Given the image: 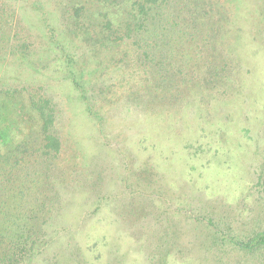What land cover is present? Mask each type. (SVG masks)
<instances>
[{
    "label": "rangeland",
    "instance_id": "1",
    "mask_svg": "<svg viewBox=\"0 0 264 264\" xmlns=\"http://www.w3.org/2000/svg\"><path fill=\"white\" fill-rule=\"evenodd\" d=\"M122 3L0 0V175L26 193L1 234L39 240L17 264H264L230 242L264 234V0Z\"/></svg>",
    "mask_w": 264,
    "mask_h": 264
},
{
    "label": "trees",
    "instance_id": "2",
    "mask_svg": "<svg viewBox=\"0 0 264 264\" xmlns=\"http://www.w3.org/2000/svg\"><path fill=\"white\" fill-rule=\"evenodd\" d=\"M105 1L109 4H113L115 2L116 4H123V3L124 5L126 4L125 1L122 3V0L121 2H118L116 0L113 1L105 0ZM128 1H130L129 6H131L132 9L135 10L138 9L137 10L138 14L143 13L145 14V16H151L152 18H155V16L159 14L158 8L160 4L158 3V0H128ZM168 12L169 15L171 16V22L168 24L171 25L173 21H175L177 15H175V13L172 11H168ZM0 17H1L0 18L1 21L2 20L1 12H0ZM176 23L177 25H182V23L181 24L178 22ZM168 24L166 23L165 26H169ZM1 28L2 26L0 25V38H2L1 34H3ZM154 28L152 27L151 29H148V27L144 25L143 17L139 16L138 18H136V22L132 23L131 32L133 33V38L136 39L137 41H147L146 39H148L149 36L156 37V32ZM146 33L147 36L145 38ZM6 38H8V36H6ZM40 108H42V106L38 105L37 109ZM40 111L43 113L42 109H40ZM42 130L44 131L45 135H44V143L40 148L42 149V153H43V154L41 153V155L52 154V153L56 154L59 149L58 138L52 133L48 132V124H43ZM2 159L5 160V154L0 149V167L2 166ZM5 174L6 177L4 178L5 179L4 184H2L3 183V181H1L2 176L0 175V214H2L5 222L4 227L0 225V237H3L2 239H0V264H17V262L23 257L22 251L24 250L33 251L34 247L39 243L38 242L39 240L38 238L32 239L31 236H26L25 238L17 236L18 238L17 237L15 238H17L18 240L14 241L9 237L18 235L16 232H13L11 236H9L6 233L5 235L1 234L2 231L11 232L10 230H12L14 227L17 230L21 228V225L15 220H17L16 218L20 213V209H23V205H22L24 200L23 198L24 195L26 194L23 189L25 181H23L19 177L14 176L12 169L5 171ZM1 190L3 191L2 193ZM31 210L32 209H30V211ZM26 212H28L27 209L23 210V213ZM35 232L37 234V231ZM230 242L239 249L252 250L258 247H264V234H259L253 242H244L233 238H230Z\"/></svg>",
    "mask_w": 264,
    "mask_h": 264
}]
</instances>
